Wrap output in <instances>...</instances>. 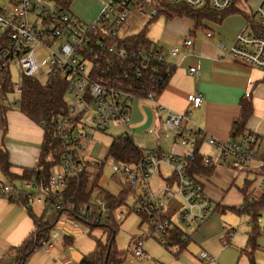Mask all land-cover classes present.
I'll list each match as a JSON object with an SVG mask.
<instances>
[{
  "label": "built area",
  "instance_id": "built-area-1",
  "mask_svg": "<svg viewBox=\"0 0 264 264\" xmlns=\"http://www.w3.org/2000/svg\"><path fill=\"white\" fill-rule=\"evenodd\" d=\"M161 1L194 9L208 6L215 12L231 9L235 3V0H109L90 22L77 18L68 6L56 0H8L10 9L0 8V78L6 70L10 73L11 61L15 58L23 77L40 79L44 74L57 73L67 81L68 104L67 114L55 125L62 148L61 159L47 184L38 186L33 180L22 181L19 185L3 183L0 197L11 196L16 200L22 194L28 202L44 203L51 211L73 213L85 221L93 219L94 215L101 221L106 220L109 208L101 196L93 194L88 209L81 211L64 200L62 190L71 178L83 171L80 154L85 145L93 143L92 133L85 128V114L88 113L93 128L118 125L124 130L120 135L133 139L134 134L129 131L130 102L136 98L156 104L161 112V134L192 148L196 140L206 139L218 151L219 158H228L231 166L245 173L246 180L255 181L257 189H264V157L258 158L252 148L257 140L254 134L244 133L224 141L206 137L204 130L196 125H182L187 112H175L156 103V93L148 84L159 82L164 74L171 75L169 58L177 52H166L157 44L146 49L130 44L127 39L133 35L129 30L136 26V20H139L140 30L148 26ZM252 15L258 20L259 32L241 33L230 43L219 42L218 48L224 57L264 68V0ZM131 16L133 20L130 21ZM123 25L125 30L120 34ZM205 35L210 37L211 32ZM183 43L189 47L192 41L188 38ZM39 50L44 55L42 64L38 61ZM44 64L46 68L43 69ZM164 65L167 67L162 71ZM195 70V67L189 68L190 73ZM13 88L12 92L19 94L20 82H13ZM187 99L192 107H198L202 98L189 94ZM112 158L115 176L124 177L132 185L140 180V193L131 209L146 215L149 230L161 245L178 243L170 240L171 231L179 232V242H186L188 235L184 229L199 226L212 214L214 202L196 174L189 172L184 155L149 149L137 162ZM256 161L258 164H254ZM204 163L211 164V158L204 157ZM160 166H165L170 174L164 184L152 191L149 181L159 172ZM125 215L124 211L119 212L121 218ZM131 243L136 259L146 256L141 237H133ZM51 247L49 238L42 248L49 252ZM213 262L210 258L205 264Z\"/></svg>",
  "mask_w": 264,
  "mask_h": 264
},
{
  "label": "crops",
  "instance_id": "crops-1",
  "mask_svg": "<svg viewBox=\"0 0 264 264\" xmlns=\"http://www.w3.org/2000/svg\"><path fill=\"white\" fill-rule=\"evenodd\" d=\"M108 1L97 0L95 9L78 11L75 8L72 10L69 6L85 3L83 0H72L68 8L77 18L91 21ZM261 1L247 0L237 4L241 12L230 13L220 20L204 18L198 27L187 16L167 19L164 25L167 34L165 37L164 35L158 37V42L155 43L166 52L169 50L177 52L175 56L169 58L173 71L162 90L156 94V103L175 112H187V119L182 121L184 127L196 125L204 130L206 137L224 141L232 137L234 122L240 116V99L249 96L253 113L243 131L256 136L257 140L252 148L258 158L264 157V68L253 67L241 60L222 56L218 43H230L241 33L259 32L261 29L258 20L252 12ZM10 6L8 0H0V8L10 9ZM247 15L250 16L249 20ZM250 20L251 23L248 24ZM206 32H211V36L207 37ZM171 33L182 35V38L171 40ZM188 38L192 44L186 47L183 42ZM190 67H195L194 73L189 72ZM189 94L201 96L198 107L190 105L187 99ZM160 115V110L150 100L136 98L130 102L129 131L134 134V143L144 152L154 149L179 156L191 152L193 148L189 145L162 138ZM121 128L117 136L124 131L123 127ZM43 133V128L17 107L10 106L7 109L5 126L0 128V150L3 149L7 153L10 172L18 175L24 168H32L35 165ZM197 149L202 156H208L212 160L209 171L204 167L200 173H194L201 181L205 193L214 202L212 214L199 226L184 229L188 235L186 242L170 245H161L156 235L150 232L147 221L143 220L147 223V230L139 236L132 237L143 239L146 256L136 259L130 241L129 254L122 264H205L210 258H213V264H233L238 253L240 256L236 264H250L248 256L242 252L247 246L248 232L251 229L249 226L252 222L250 216L244 219L242 215L246 213L244 211L246 206L243 208L246 199L241 190L246 181L245 173L231 166L228 158H219L218 151L211 147L206 139L200 141ZM82 157L87 169L95 173L97 168L89 163L101 160L95 157L87 160L83 155ZM254 164H258V161ZM160 168L157 173L158 179L164 184L168 171L163 174ZM113 176L121 184L118 176ZM155 176L149 181L150 188ZM22 181L14 180L12 183L19 185ZM98 185L103 188L101 176ZM161 185L159 184V187ZM30 206L33 211V206L31 204ZM42 212L36 215L33 211L37 217L41 216ZM33 230V221L26 207L8 197H0V264H15L17 247ZM63 237L64 242L59 247L65 253L72 242V237ZM69 238L71 239L68 240ZM53 248L55 246L52 242L51 249ZM69 258L66 257V260Z\"/></svg>",
  "mask_w": 264,
  "mask_h": 264
},
{
  "label": "trees",
  "instance_id": "trees-1",
  "mask_svg": "<svg viewBox=\"0 0 264 264\" xmlns=\"http://www.w3.org/2000/svg\"><path fill=\"white\" fill-rule=\"evenodd\" d=\"M59 4L69 6L72 0H56ZM247 0H235L231 9L215 12L208 6L203 9H194L186 5L172 6L165 2H159V7L153 14V18L159 13H164L166 17L173 16H187L194 21L196 27L199 26L202 19L209 18L220 20L223 16L234 12H241L237 4L246 2ZM250 19V16H246ZM251 22V20H250ZM145 28L139 32L128 37L127 41L130 44L138 45L140 47L149 49L156 44L145 36ZM167 66L164 65L162 71ZM171 73L173 66L170 65ZM169 77L164 74L162 80L157 83L148 84L158 94ZM21 92L16 95L13 102L8 101V94L14 91L13 81L10 78L8 70L0 78V128L5 126V112L7 109L16 105V107L26 115L30 120L39 124L43 128V140L41 149L35 165L32 168H24L18 175L9 171L10 164L7 159V153L0 150V171L6 179L12 183L14 180H33L38 186L47 184L52 170L58 165L61 159V144L56 135L55 125L57 120L66 115L68 112L66 85L67 81L57 73H50L46 81H41L35 77H21ZM253 113V105L249 96H244L240 99V116L234 122V131L232 136H240L244 133V126L247 120ZM201 140H196L195 146L188 154L184 155L188 163L190 173H200L204 167L209 171L212 164L206 165L204 163V156L198 152V145ZM108 154L111 157L121 159L127 162H137L144 158L145 152L139 148L130 137L122 135L116 136L112 139L108 147ZM88 164V163H87ZM97 168L94 173L87 169L84 165L83 171L76 177L71 178L62 190V196L67 202L73 203L81 211L88 209V203L93 194H98L107 203L109 208V216L106 220L101 221L94 215L93 219L85 221L83 217L70 215L76 219L83 221L91 229L99 227L102 229L105 240L95 238V246L91 253L80 257L77 264H122L126 257V251L118 249L116 244V235L119 230V222L116 217V210L125 204L126 196L132 187L130 182L116 195L104 190L98 185V179L102 174L103 162L95 161L89 163ZM168 180V179H167ZM171 180V179H170ZM169 180V181H170ZM251 181L246 180L244 186L241 188L246 199V207L244 211L251 216L252 226L248 232V242L246 248L242 249L249 258L250 264H256L254 258V251L257 249L256 238L259 235V227L256 223L261 209L264 208V189L258 196L247 194V190ZM8 198L12 199L11 196ZM251 198V201H249ZM25 195H20L15 201L23 204L34 225V230L29 236L17 247V255L15 264H24L27 258L38 248H42L43 243L50 238L51 230L58 221V217L64 211H51L47 206L44 207L42 215L37 217L33 213L30 202H28ZM143 220L146 221V215L140 214ZM69 238L68 240H70ZM133 237L131 238L132 241ZM179 232L171 231L170 240L179 242ZM67 240V238H66Z\"/></svg>",
  "mask_w": 264,
  "mask_h": 264
},
{
  "label": "rangeland",
  "instance_id": "rangeland-1",
  "mask_svg": "<svg viewBox=\"0 0 264 264\" xmlns=\"http://www.w3.org/2000/svg\"><path fill=\"white\" fill-rule=\"evenodd\" d=\"M96 1L97 0H83L85 4H71L69 7L72 10L73 8H75V10L77 9L78 11L80 9L84 11H89L95 9V6L97 5L95 4ZM8 4L10 3L8 2ZM158 6L160 7L161 4H158ZM29 18H31V16H29ZM174 18L175 16L166 17L164 13H159L156 17H152L150 23L145 29V36L154 43L158 42V37H160L161 35H164L165 37L167 34V29H164L165 21L167 19ZM129 20H133V16H131ZM136 22V26L130 28L129 30V32L132 34L139 32V30L141 29L140 27H138L139 20H136ZM125 25L120 28V34L124 32ZM181 38L182 35L171 33V40H179ZM37 54L38 61L40 64H42V62L44 61V55H42L43 53L40 50L37 51ZM44 68H46L45 64L43 65V69ZM21 77L22 73L18 64V60L15 58L11 61L10 78L13 82L18 83L20 82ZM48 78L49 76L46 74L40 76V79L43 81H46V79ZM15 98L16 94L11 92L8 94L7 102H13ZM12 106L16 107V105ZM85 124V128L90 133H92L93 143L85 145L83 153H81L80 155H83L84 158L87 160L89 158L95 157L103 161V169L101 174L103 188L111 194L116 195L126 186V183L124 181L125 179H123L122 176L117 177L121 180V184L118 183V181H116V178L113 176L114 173L111 168L113 158L108 154V147L112 139L121 132L122 128L118 125H109L104 129H95L93 128V125L89 120L88 113L85 114ZM161 135L163 139H168L164 134ZM134 139L136 138L134 137ZM92 147L94 148L92 149ZM160 169L161 173L165 174L168 171V175L170 174V171L165 166H162ZM7 181L8 180L6 179V177L0 171V186ZM139 183L140 180H137V182L132 185L131 189L127 193L125 204L121 205L116 210V219L119 222V230L116 235V244L119 250L126 251V255L129 254V243L131 241V237L139 236L144 231H146L148 227L147 223L143 221L142 216L135 210L131 209L134 206L135 200L140 193ZM161 183L163 184V181L161 179H158L157 174L150 183L151 190L156 191L159 188V184L161 185ZM250 193H253V195L255 196H258L261 193V190L256 188L255 181L250 183V186L247 190V194ZM30 204L33 206L34 213L36 215H40L44 209V203H38L32 200ZM120 211H124L126 213V215L122 218L119 216ZM242 215L244 219H247L248 216H250L247 213H243ZM256 223L259 227V235L256 238V243L258 246L257 249L254 251V257L257 264L259 262L260 264H264V208L260 210ZM251 226L252 222L249 226V229ZM55 233H58L59 237ZM63 236L72 237V242L68 245V248L65 250V253H67L66 255L63 250L59 247L60 244L64 242ZM95 238H100L102 241L105 240V236L103 235L101 228L95 227L91 229L84 222L76 219L75 217L69 214L64 213L59 217L57 223L51 230L50 240L54 243L55 248L51 249L50 252H46L41 247L36 249L29 256V258H27L24 264H77L80 257L88 255L93 251L95 246ZM239 256L240 253H238V255L236 256L233 264H236V261ZM66 257L70 258L66 260Z\"/></svg>",
  "mask_w": 264,
  "mask_h": 264
},
{
  "label": "water",
  "instance_id": "water-1",
  "mask_svg": "<svg viewBox=\"0 0 264 264\" xmlns=\"http://www.w3.org/2000/svg\"><path fill=\"white\" fill-rule=\"evenodd\" d=\"M134 181V180H133Z\"/></svg>",
  "mask_w": 264,
  "mask_h": 264
}]
</instances>
